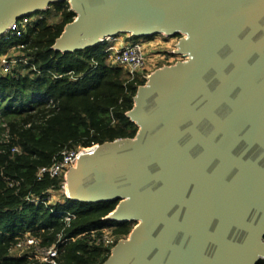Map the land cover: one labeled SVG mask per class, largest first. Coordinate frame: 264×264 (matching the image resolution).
<instances>
[{
  "label": "water",
  "instance_id": "water-1",
  "mask_svg": "<svg viewBox=\"0 0 264 264\" xmlns=\"http://www.w3.org/2000/svg\"><path fill=\"white\" fill-rule=\"evenodd\" d=\"M64 0H0V36ZM54 49L120 35L186 36L187 60L147 77L127 114L134 138L97 145L68 173V198L118 202L135 222L104 264H258L264 260V0H69Z\"/></svg>",
  "mask_w": 264,
  "mask_h": 264
},
{
  "label": "trees",
  "instance_id": "trees-1",
  "mask_svg": "<svg viewBox=\"0 0 264 264\" xmlns=\"http://www.w3.org/2000/svg\"><path fill=\"white\" fill-rule=\"evenodd\" d=\"M31 15L38 19L24 34L0 36V57L17 61L12 73L0 76V264H104L115 245L99 241L100 229L128 234L136 225L106 219L118 202L86 204L61 194L63 200L56 204L36 205L28 196L56 188L55 178L38 173L65 149L134 138L139 126L127 113L147 78L144 73L133 78L113 64L108 39L74 53L55 50L56 40L76 18L69 0ZM120 36L132 42L156 35ZM68 214L70 221L65 219ZM26 233L39 234L44 247L59 244L54 262H35L11 250Z\"/></svg>",
  "mask_w": 264,
  "mask_h": 264
},
{
  "label": "built area",
  "instance_id": "built-area-1",
  "mask_svg": "<svg viewBox=\"0 0 264 264\" xmlns=\"http://www.w3.org/2000/svg\"><path fill=\"white\" fill-rule=\"evenodd\" d=\"M38 17L34 15L23 16L15 23H13L8 30L2 35H17L21 36L27 30L28 25L37 20ZM164 41H167L162 37ZM110 40V39H108ZM144 40L140 41H132L128 44L124 45L121 49L117 50L114 47H111L112 51L111 62L115 65L122 66L126 68L131 76L134 78L137 73H143L146 69L148 62L153 58H163L166 62H169V53L164 50H146V45L143 43ZM177 54V46L174 52ZM169 54V55H168ZM171 56V55H170ZM17 61L10 60L9 57L1 56L0 57V76L12 73L13 66ZM146 78L148 77L145 75ZM51 103H53L51 101ZM91 148L88 149H65L60 158L56 159L55 162L49 167H43L39 170V177L43 178L46 175H49L52 178H55L56 188H51L47 192L42 195L38 194H30L28 196V200L33 202L36 205L39 204H56L59 200H56V195L58 193L62 195L68 196V188L69 186V177L68 173L72 167H74L80 158L81 155L89 152ZM14 152H18L19 148L15 147L13 149ZM67 182V184H65ZM71 214H68L65 219L66 221L71 220ZM40 228V226H37ZM103 233L99 241H103L106 245L113 244L116 245L119 241L129 240L131 233L128 234H115L108 227L100 229ZM87 235V234H86ZM79 236L77 235L72 240H76ZM11 250L17 254L18 257L29 256V258L33 261H45V262H54V259L59 255L60 246L59 244H53L49 247H44L42 244V238L39 234L35 233H26L20 237H18L15 243L11 246Z\"/></svg>",
  "mask_w": 264,
  "mask_h": 264
},
{
  "label": "rangeland",
  "instance_id": "rangeland-1",
  "mask_svg": "<svg viewBox=\"0 0 264 264\" xmlns=\"http://www.w3.org/2000/svg\"><path fill=\"white\" fill-rule=\"evenodd\" d=\"M110 42L113 44L112 47L116 48L117 50L121 49L124 45L128 44L131 41H128V37L127 36H120L117 38H111ZM143 43L146 45V50L150 51V50H166V51H171L174 52V50L176 49V41H164L161 37L153 39V40H144ZM169 55V54H168ZM174 57L169 55V61L171 62V60L173 61ZM169 62V64H170ZM166 60L163 58H153L151 59L148 64L146 69L143 71V73L147 76H149L150 74H152L156 69L159 68L160 65L165 64L166 65ZM60 193H58L56 195V200L62 201L63 198L60 197Z\"/></svg>",
  "mask_w": 264,
  "mask_h": 264
},
{
  "label": "flooded vegetation",
  "instance_id": "flooded-vegetation-1",
  "mask_svg": "<svg viewBox=\"0 0 264 264\" xmlns=\"http://www.w3.org/2000/svg\"><path fill=\"white\" fill-rule=\"evenodd\" d=\"M52 4V3H51ZM50 4V5H51ZM50 5L46 8V9H48L49 7H50ZM45 9V10H46ZM41 11H43V10H41ZM186 35L185 34H183V33H181V32H179V33H177V34H174V35H164V34H159V35H156V36H154L155 38L154 39H156V38H159V37H167V38H165L167 41H173V40H175L177 43L179 42V40H181V39H183L184 37H185ZM153 40V39H152ZM177 43H176V46H177ZM171 56H173L174 57V59H173V61L171 60V62H170V64H169V62L168 63H166V65H171V64H175V63H177L178 61H181V60H187L188 58H186V56H183V55H180V54H174V53H172L171 51H169L168 52ZM162 66H165V64H162ZM161 66V67H162ZM160 68V67H159Z\"/></svg>",
  "mask_w": 264,
  "mask_h": 264
},
{
  "label": "bare ground",
  "instance_id": "bare-ground-1",
  "mask_svg": "<svg viewBox=\"0 0 264 264\" xmlns=\"http://www.w3.org/2000/svg\"><path fill=\"white\" fill-rule=\"evenodd\" d=\"M65 184H67V182ZM67 188L69 189V186L68 185H67Z\"/></svg>",
  "mask_w": 264,
  "mask_h": 264
}]
</instances>
